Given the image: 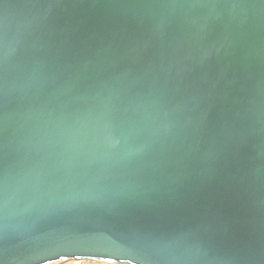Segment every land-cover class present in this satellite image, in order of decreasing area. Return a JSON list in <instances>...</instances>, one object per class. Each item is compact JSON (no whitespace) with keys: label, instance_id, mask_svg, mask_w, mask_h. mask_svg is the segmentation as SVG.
<instances>
[{"label":"water","instance_id":"water-1","mask_svg":"<svg viewBox=\"0 0 264 264\" xmlns=\"http://www.w3.org/2000/svg\"><path fill=\"white\" fill-rule=\"evenodd\" d=\"M264 264V0H0V264Z\"/></svg>","mask_w":264,"mask_h":264},{"label":"crops","instance_id":"crops-1","mask_svg":"<svg viewBox=\"0 0 264 264\" xmlns=\"http://www.w3.org/2000/svg\"><path fill=\"white\" fill-rule=\"evenodd\" d=\"M90 262V263H89ZM95 262V263H93ZM54 264H97V261H64V262H58V263H54Z\"/></svg>","mask_w":264,"mask_h":264},{"label":"rangeland","instance_id":"rangeland-1","mask_svg":"<svg viewBox=\"0 0 264 264\" xmlns=\"http://www.w3.org/2000/svg\"><path fill=\"white\" fill-rule=\"evenodd\" d=\"M92 262V261H91ZM90 263V262H89ZM95 263V262H93ZM97 264H116V263H109V262H101V261H97Z\"/></svg>","mask_w":264,"mask_h":264}]
</instances>
